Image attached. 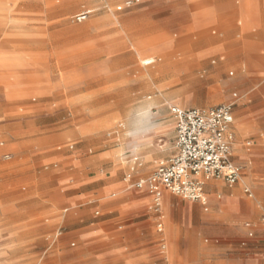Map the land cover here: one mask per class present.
<instances>
[{"label": "rangeland", "instance_id": "rangeland-1", "mask_svg": "<svg viewBox=\"0 0 264 264\" xmlns=\"http://www.w3.org/2000/svg\"><path fill=\"white\" fill-rule=\"evenodd\" d=\"M184 1L0 0V264H88L91 243L78 235L124 234L132 218L157 235L133 183L175 152L169 107L259 110L262 79L231 53L213 64L198 39L184 43ZM245 177L234 187L241 200ZM221 194L212 207L229 199ZM170 197L164 224L199 238L196 213H207Z\"/></svg>", "mask_w": 264, "mask_h": 264}, {"label": "crops", "instance_id": "crops-1", "mask_svg": "<svg viewBox=\"0 0 264 264\" xmlns=\"http://www.w3.org/2000/svg\"><path fill=\"white\" fill-rule=\"evenodd\" d=\"M184 2L193 14L192 21L182 29L184 43L198 39L199 57L214 56L213 64L225 61L221 54L231 53L233 56L229 62L233 66L238 69L247 66L253 80H263L262 88L255 93L261 98L259 110L237 117L233 110L236 137L233 160L244 167L242 177L246 175L249 185L245 187L250 189L252 197H248L243 188L242 193L248 200L240 199L239 188L234 189L240 182L232 188L222 182H208L205 186L208 210L205 211L198 203L207 215L196 213L204 225L199 238L191 235L186 227L181 234L175 235L171 224L166 226L164 221L162 232H158L156 214L157 235L143 233V221L133 218L125 221L124 234L96 233L86 229L78 235V240L91 243L90 249L82 252L85 258L92 259L88 264H264V228L259 226L264 212V0ZM133 49L138 53V45ZM208 108L211 107L197 109ZM237 122L252 129V134L244 136L237 128ZM247 142L251 145L246 146ZM134 161L142 166L139 158ZM165 161L159 162L153 170ZM148 176L135 179L133 185ZM127 179H131V174ZM134 189L133 203L142 204L141 195L144 194L150 199L152 208L147 191ZM222 191L228 193L229 199L212 207L211 199L220 200ZM170 196L173 195L164 191L162 202L169 203ZM249 232H253L254 237H249ZM74 246L75 243L72 244Z\"/></svg>", "mask_w": 264, "mask_h": 264}, {"label": "built area", "instance_id": "built-area-1", "mask_svg": "<svg viewBox=\"0 0 264 264\" xmlns=\"http://www.w3.org/2000/svg\"><path fill=\"white\" fill-rule=\"evenodd\" d=\"M84 18L85 15L80 17ZM169 110L175 124V152L147 178L133 185L134 188L145 189L150 196L152 209L158 216V232L163 230L160 209L164 191L199 203L207 211L206 184L217 181L232 188L241 181L244 169L233 160L236 137L232 104L208 109L171 106ZM250 145L246 143V146ZM243 190L252 197L248 187ZM246 226L249 227L248 224ZM259 226L264 228V212ZM248 236L254 237V233L249 232Z\"/></svg>", "mask_w": 264, "mask_h": 264}, {"label": "bare ground", "instance_id": "bare-ground-1", "mask_svg": "<svg viewBox=\"0 0 264 264\" xmlns=\"http://www.w3.org/2000/svg\"><path fill=\"white\" fill-rule=\"evenodd\" d=\"M150 61H151L150 59H146L143 62H146L147 64H149V63H151ZM150 104H152V103H150ZM139 126H141V125H137L136 128H139Z\"/></svg>", "mask_w": 264, "mask_h": 264}]
</instances>
